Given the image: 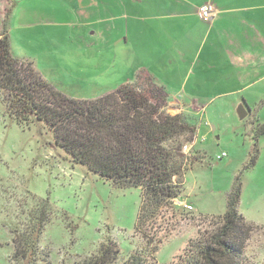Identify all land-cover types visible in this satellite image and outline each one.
I'll return each instance as SVG.
<instances>
[{
	"label": "rangeland",
	"instance_id": "374dc122",
	"mask_svg": "<svg viewBox=\"0 0 264 264\" xmlns=\"http://www.w3.org/2000/svg\"><path fill=\"white\" fill-rule=\"evenodd\" d=\"M216 68L196 88L203 100L181 112L177 103L162 107L165 114H182L197 131L193 138L185 133L174 143L187 146L186 152L192 154L188 163L184 158V169L174 178L181 187L175 207L161 211L143 232L135 227L140 188H116L73 163L45 125L18 123L0 96V264H23L13 259L14 238L44 205L46 225L33 264L79 263L95 254L108 236L118 248L114 264H126L129 254L148 243L157 245L158 264H175L190 243L215 228L227 195L237 184L238 213L253 225L244 243L243 263L264 264V134H257L264 123V78H259L264 69L249 71L247 85L236 77L235 67L222 72ZM70 89L73 94H65L72 98L94 99L89 96L92 88ZM240 104L246 111L243 119L237 114Z\"/></svg>",
	"mask_w": 264,
	"mask_h": 264
},
{
	"label": "crops",
	"instance_id": "0c3cea01",
	"mask_svg": "<svg viewBox=\"0 0 264 264\" xmlns=\"http://www.w3.org/2000/svg\"><path fill=\"white\" fill-rule=\"evenodd\" d=\"M7 10L12 54L64 94L83 85L95 98L143 71L181 112L204 99L196 88L216 65L247 85L264 69V0H0V28Z\"/></svg>",
	"mask_w": 264,
	"mask_h": 264
},
{
	"label": "trees",
	"instance_id": "16d2710c",
	"mask_svg": "<svg viewBox=\"0 0 264 264\" xmlns=\"http://www.w3.org/2000/svg\"><path fill=\"white\" fill-rule=\"evenodd\" d=\"M7 18L8 10L0 31V96L7 112L18 123L45 125L73 163L85 166L114 187L140 188L135 227L143 232L161 211L175 207L181 187L174 178L192 154L184 153V145L181 148L174 143L185 133L193 138L197 127L188 124L182 114L163 113L166 92L143 71L134 81L90 100L75 99L55 89L31 61L12 54ZM258 133L264 134V123L258 125ZM254 150L252 161L257 148ZM238 200L237 184L227 195L226 209L215 228L190 243L175 264H244L242 251L253 225L238 213ZM44 207L16 234V262L33 264L38 258L39 238L46 225ZM156 247L148 243L132 252L126 264H158ZM117 255L118 248L108 236L95 254L76 264H114Z\"/></svg>",
	"mask_w": 264,
	"mask_h": 264
},
{
	"label": "built area",
	"instance_id": "2783aa9c",
	"mask_svg": "<svg viewBox=\"0 0 264 264\" xmlns=\"http://www.w3.org/2000/svg\"><path fill=\"white\" fill-rule=\"evenodd\" d=\"M198 15L202 20L209 21L213 15V12L211 11L210 6L207 3H204L198 8ZM186 149H187V146H184L183 147L184 153H187ZM222 155H225V153H223ZM184 207L187 209H192V207L187 204H184Z\"/></svg>",
	"mask_w": 264,
	"mask_h": 264
},
{
	"label": "water",
	"instance_id": "95a60500",
	"mask_svg": "<svg viewBox=\"0 0 264 264\" xmlns=\"http://www.w3.org/2000/svg\"><path fill=\"white\" fill-rule=\"evenodd\" d=\"M237 114L239 116L240 119H243L246 116V111L243 108V105H239L237 108Z\"/></svg>",
	"mask_w": 264,
	"mask_h": 264
}]
</instances>
